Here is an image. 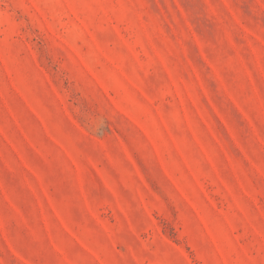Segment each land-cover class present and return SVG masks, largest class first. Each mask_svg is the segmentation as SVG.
Returning <instances> with one entry per match:
<instances>
[{"label": "rangeland", "instance_id": "rangeland-1", "mask_svg": "<svg viewBox=\"0 0 264 264\" xmlns=\"http://www.w3.org/2000/svg\"><path fill=\"white\" fill-rule=\"evenodd\" d=\"M0 264H264V0H0Z\"/></svg>", "mask_w": 264, "mask_h": 264}]
</instances>
